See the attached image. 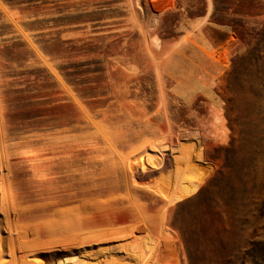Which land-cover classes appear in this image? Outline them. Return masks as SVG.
Here are the masks:
<instances>
[{
    "label": "rangeland",
    "instance_id": "374dc122",
    "mask_svg": "<svg viewBox=\"0 0 264 264\" xmlns=\"http://www.w3.org/2000/svg\"><path fill=\"white\" fill-rule=\"evenodd\" d=\"M156 15L154 46L182 52L164 76L167 118L141 33ZM0 97L10 151L50 109L106 125L139 104L171 133L163 239L136 264H264V0H0ZM42 245L25 238V257L54 264Z\"/></svg>",
    "mask_w": 264,
    "mask_h": 264
},
{
    "label": "bare ground",
    "instance_id": "6f19581e",
    "mask_svg": "<svg viewBox=\"0 0 264 264\" xmlns=\"http://www.w3.org/2000/svg\"><path fill=\"white\" fill-rule=\"evenodd\" d=\"M158 19L154 16L152 28L141 33L159 87L154 113L167 118L160 111L164 76L176 67L173 54L182 52L154 46ZM5 66L15 74L22 70ZM138 105L127 113L117 110L115 122L106 125L98 115L81 119L79 107L72 117L50 109L48 123L35 121L32 134L10 151L0 97V264H7L4 241L12 246L10 264H31L34 258H26L27 249H22L25 238L42 239L40 258L54 264H136L144 242L160 244L163 213L178 182L179 156L171 133ZM120 116L128 118L124 125Z\"/></svg>",
    "mask_w": 264,
    "mask_h": 264
}]
</instances>
